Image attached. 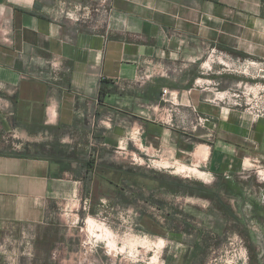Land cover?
Returning a JSON list of instances; mask_svg holds the SVG:
<instances>
[{"label":"crops","instance_id":"0c3cea01","mask_svg":"<svg viewBox=\"0 0 264 264\" xmlns=\"http://www.w3.org/2000/svg\"><path fill=\"white\" fill-rule=\"evenodd\" d=\"M62 1L88 14L68 18ZM219 49L229 62L221 70ZM231 49L264 71V0H0V234L45 224L64 176L87 161L79 136L94 106L104 118V145L133 126L148 152L171 154L160 160L204 165L213 177L264 159V117L221 99L244 64ZM151 66L170 70L158 92L104 97ZM226 74L228 86L217 91ZM198 115L211 122L194 132ZM193 138L204 143L193 146Z\"/></svg>","mask_w":264,"mask_h":264},{"label":"rangeland","instance_id":"374dc122","mask_svg":"<svg viewBox=\"0 0 264 264\" xmlns=\"http://www.w3.org/2000/svg\"><path fill=\"white\" fill-rule=\"evenodd\" d=\"M224 52L219 49L221 58L214 57L217 70L225 66ZM236 56L245 63L246 57ZM256 65L244 74L237 67L231 78L236 80L233 99L244 100V94L264 88V71L255 70ZM168 73L167 68L151 66L142 73L148 77L106 89L104 97L119 92L131 101L135 90L141 97L148 95L149 87L158 92ZM218 76L222 83L217 91H222L229 78ZM171 78L178 84L186 79ZM241 103L235 106L245 108ZM128 106L132 104L125 109ZM86 112L87 127L79 141L88 146L87 157H80L87 164L75 163V173L64 176L45 224L35 229L13 225L6 234L1 232L7 246H0V264H264V159L231 175L178 172L174 166L158 165L156 161L171 154L151 147L148 152L133 126H127L117 143L101 144L104 118L95 106ZM205 126L195 121L190 128L197 132ZM200 143L204 141L193 138V146ZM200 169L207 172L204 165ZM90 217L112 230L120 251L91 233Z\"/></svg>","mask_w":264,"mask_h":264},{"label":"built area","instance_id":"2783aa9c","mask_svg":"<svg viewBox=\"0 0 264 264\" xmlns=\"http://www.w3.org/2000/svg\"><path fill=\"white\" fill-rule=\"evenodd\" d=\"M86 9L87 8L82 6L81 4H73L67 1H62L61 7H60L61 12L66 17L71 18L73 20H79L81 19V17L86 16L88 14V10ZM143 75L145 74H141V76ZM248 94L246 95L244 94L245 99L241 100L245 104L244 109L255 116H264V88L259 87L258 92L256 94L255 93H252V95L251 94L248 95ZM167 95H174V94L169 88H164L163 90V96H165L164 100L166 102H170L171 104L175 105L174 100L170 99L169 97H166ZM235 95H236L235 93L231 95V93L228 92L221 99L226 100L229 103L233 102L234 105H242L241 101H239L238 99L232 98V97H235ZM196 122H197V125L200 127V126H205L206 124L211 122V119L206 116L198 115ZM11 137H14V136L11 135ZM6 139H8V137H6ZM20 145L21 143H14V146L18 148L20 147Z\"/></svg>","mask_w":264,"mask_h":264},{"label":"bare ground","instance_id":"6f19581e","mask_svg":"<svg viewBox=\"0 0 264 264\" xmlns=\"http://www.w3.org/2000/svg\"><path fill=\"white\" fill-rule=\"evenodd\" d=\"M218 58H221V57H218ZM221 61L224 64H229L228 61H225L223 59ZM209 63H207V64H209ZM255 64H256V62H247V64L244 63L240 68L243 69V72H247V71H249L250 67L253 66V65H255ZM156 162L158 163V165L159 164L160 165H164L165 167H170V166L172 167V166H174L175 168H177V171L178 172H187V171H189V172L195 173L196 175H198L200 177H203V176H206L207 177V175H208V172L203 171L200 168H198V165H193V166L191 165L190 166V165L183 164V163H180V164H171L168 161H165V162H163V161L162 162L161 161H156ZM176 163H178V162H176ZM87 224H88V227H89L88 229H90L91 233H94L99 238H102V240H105L106 241V245L110 249H116V250L120 251L119 248H118V246L116 245L115 239L113 238V232H112V230L109 227H107L105 224L97 221L93 217H90L88 219V223ZM95 230H99V231H101V233L98 234L97 232H95ZM162 243H163V241L161 240L160 241V245ZM123 248L124 247H122L120 249L123 251Z\"/></svg>","mask_w":264,"mask_h":264},{"label":"trees","instance_id":"16d2710c","mask_svg":"<svg viewBox=\"0 0 264 264\" xmlns=\"http://www.w3.org/2000/svg\"><path fill=\"white\" fill-rule=\"evenodd\" d=\"M229 50V49H227ZM231 52L234 53V54H240L239 52H236L235 50L231 49ZM87 164V163H86Z\"/></svg>","mask_w":264,"mask_h":264}]
</instances>
